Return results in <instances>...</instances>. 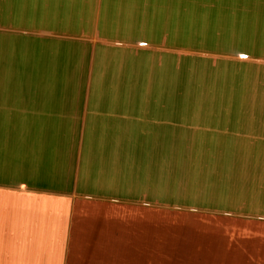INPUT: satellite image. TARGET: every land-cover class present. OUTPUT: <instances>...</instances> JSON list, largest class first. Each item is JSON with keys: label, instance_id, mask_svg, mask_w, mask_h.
Wrapping results in <instances>:
<instances>
[{"label": "crops", "instance_id": "0c3cea01", "mask_svg": "<svg viewBox=\"0 0 264 264\" xmlns=\"http://www.w3.org/2000/svg\"><path fill=\"white\" fill-rule=\"evenodd\" d=\"M179 5L0 0V264H264V0H227V141L170 187Z\"/></svg>", "mask_w": 264, "mask_h": 264}, {"label": "rangeland", "instance_id": "374dc122", "mask_svg": "<svg viewBox=\"0 0 264 264\" xmlns=\"http://www.w3.org/2000/svg\"><path fill=\"white\" fill-rule=\"evenodd\" d=\"M179 8L178 20L169 18L173 35L165 92L170 187L176 183V157L219 156L221 150L190 146L227 141V0H180ZM154 250L152 242L153 264H158L159 247Z\"/></svg>", "mask_w": 264, "mask_h": 264}]
</instances>
